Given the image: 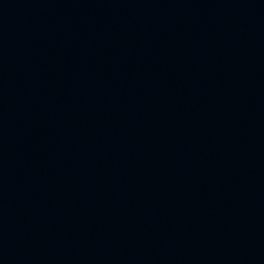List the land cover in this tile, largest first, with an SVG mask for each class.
Segmentation results:
<instances>
[{"label": "water", "instance_id": "1", "mask_svg": "<svg viewBox=\"0 0 264 264\" xmlns=\"http://www.w3.org/2000/svg\"><path fill=\"white\" fill-rule=\"evenodd\" d=\"M0 264H264V0H0Z\"/></svg>", "mask_w": 264, "mask_h": 264}]
</instances>
